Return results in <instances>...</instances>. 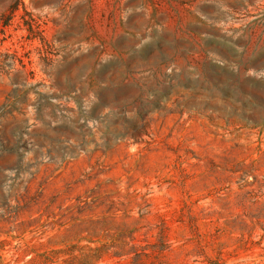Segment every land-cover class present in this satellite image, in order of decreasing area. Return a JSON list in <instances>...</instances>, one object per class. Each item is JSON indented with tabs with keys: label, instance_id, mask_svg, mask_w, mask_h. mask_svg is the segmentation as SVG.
I'll return each mask as SVG.
<instances>
[{
	"label": "rangeland",
	"instance_id": "1",
	"mask_svg": "<svg viewBox=\"0 0 264 264\" xmlns=\"http://www.w3.org/2000/svg\"><path fill=\"white\" fill-rule=\"evenodd\" d=\"M0 264H264V0H0Z\"/></svg>",
	"mask_w": 264,
	"mask_h": 264
}]
</instances>
